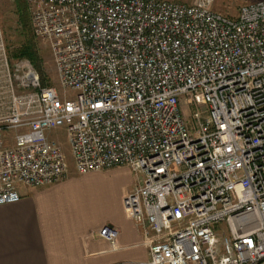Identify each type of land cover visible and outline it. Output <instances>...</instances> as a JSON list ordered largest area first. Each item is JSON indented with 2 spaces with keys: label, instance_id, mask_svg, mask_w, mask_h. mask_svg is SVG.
<instances>
[{
  "label": "built area",
  "instance_id": "built-area-1",
  "mask_svg": "<svg viewBox=\"0 0 264 264\" xmlns=\"http://www.w3.org/2000/svg\"><path fill=\"white\" fill-rule=\"evenodd\" d=\"M26 1L75 96L0 38V206L68 176L64 128L78 174L139 177L123 203L149 258L125 264H264V0L236 17L216 0ZM189 94L206 105L192 126ZM98 234L118 248L119 228Z\"/></svg>",
  "mask_w": 264,
  "mask_h": 264
},
{
  "label": "crops",
  "instance_id": "crops-1",
  "mask_svg": "<svg viewBox=\"0 0 264 264\" xmlns=\"http://www.w3.org/2000/svg\"><path fill=\"white\" fill-rule=\"evenodd\" d=\"M1 38V37H0ZM6 137L12 143L13 133ZM126 166L68 176L53 185L19 186L21 199L0 206V264H125L146 261L142 229L124 198L139 184ZM120 229L113 249L98 230Z\"/></svg>",
  "mask_w": 264,
  "mask_h": 264
},
{
  "label": "rangeland",
  "instance_id": "rangeland-1",
  "mask_svg": "<svg viewBox=\"0 0 264 264\" xmlns=\"http://www.w3.org/2000/svg\"><path fill=\"white\" fill-rule=\"evenodd\" d=\"M174 1L190 2L191 0ZM241 5V0H216L214 10L230 17H236ZM0 37L13 61L20 58L29 59L19 55V52L24 47L33 46L39 61V66H34L40 72L43 84L55 87L61 97L74 98L75 93L71 90H64L60 84L56 61L49 44L38 38L34 32L26 0H0ZM182 107L186 122L190 126L193 123V111L195 109L205 111L206 109L204 101L197 94L185 96L182 100ZM51 136L62 144L68 158L69 171L76 172L66 129L60 128L53 131Z\"/></svg>",
  "mask_w": 264,
  "mask_h": 264
},
{
  "label": "trees",
  "instance_id": "trees-1",
  "mask_svg": "<svg viewBox=\"0 0 264 264\" xmlns=\"http://www.w3.org/2000/svg\"><path fill=\"white\" fill-rule=\"evenodd\" d=\"M19 55L29 58L35 66H39L38 57L33 49V46L24 47L22 50H20Z\"/></svg>",
  "mask_w": 264,
  "mask_h": 264
}]
</instances>
